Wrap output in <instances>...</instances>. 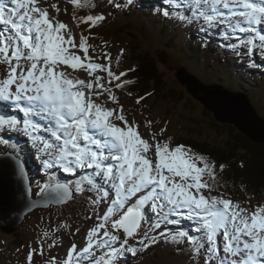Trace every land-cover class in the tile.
<instances>
[{"label":"snow or ice","instance_id":"6c2138e0","mask_svg":"<svg viewBox=\"0 0 264 264\" xmlns=\"http://www.w3.org/2000/svg\"><path fill=\"white\" fill-rule=\"evenodd\" d=\"M68 2L70 22L59 18V3L0 0V175L10 170L11 210L31 212L39 201L61 205L89 193L85 219L93 220L82 244L65 246L57 236L69 224L43 230L25 264L46 250L44 264H128L129 255L162 242L189 254V264H264V203L243 206L221 190L213 159L165 138L167 127L156 131L153 120L130 114L117 90L135 83L129 73L136 69L114 71L124 49L114 60L107 41L90 42L91 29L111 13L81 14L97 7L93 0ZM107 3L123 11L136 0ZM157 14L195 25L205 47L219 37L218 47L264 69L256 59L264 58V0H161ZM80 25L88 34L76 32ZM13 136L34 150L40 179L30 175ZM218 167L223 173L225 165ZM57 248H65L63 256L52 254Z\"/></svg>","mask_w":264,"mask_h":264},{"label":"rangeland","instance_id":"374dc122","mask_svg":"<svg viewBox=\"0 0 264 264\" xmlns=\"http://www.w3.org/2000/svg\"><path fill=\"white\" fill-rule=\"evenodd\" d=\"M103 1L93 0L97 7L89 10L94 13L104 11L105 13L111 14L107 16L106 21L102 25L91 29V35L94 36L95 39L90 42L103 47L104 41H107V48L104 50L111 51L114 60L120 50L124 49L123 57L119 62V67L117 68L114 66V71L138 67V64L134 63L131 59L133 47L138 46L142 49V52L147 51L148 54L159 59L158 61L161 63L163 74L169 81L168 87L173 88L174 91L178 90V85L183 88V85L181 86L176 80L175 74H178V71L181 69H183L186 74L187 70L190 74L198 75L204 86L209 87L206 92L208 96L214 95L217 100L224 99V101H229V96L241 95L243 93L244 96H248V98L246 96L245 97L248 99L250 105L255 109L256 113L260 117L264 118V83L262 86H259L257 84H261L262 82L251 78L253 75L264 78V69L250 68L248 66V57L238 58L230 50L223 49V51H216L215 53L205 51L203 53L204 59L202 61H199V51L197 52L196 57L191 54V58H189V49L193 48L191 46L193 44L188 43V41L195 40L193 35L200 37L203 36V34L197 31L195 25L191 27H181L173 20L160 17L159 14H157L158 16L145 14V11L149 12L151 10L147 7L149 2L150 7L160 8L161 0H137L134 7L123 11L115 9L112 5L107 3V0ZM47 3H59L61 6V14L59 18L65 22L71 21V6L68 0H47ZM65 7L68 10L67 13L63 11ZM53 15H55V13H53ZM81 30L84 29L79 27L76 29V32L79 33ZM100 30H102V32ZM179 30H191L193 33L192 37L188 38L185 35L181 36ZM84 31L85 34H88L87 30ZM214 37L220 40L219 37ZM198 42L200 43V41ZM98 54L99 48L97 49V55ZM256 59L258 62L264 63V58H261L259 53H257ZM229 67L231 68V71L228 70ZM237 68H239V70L236 71L237 73H233L237 70ZM132 73L133 72L129 73V77ZM229 83L234 84V86L231 85V89H235L236 92H241V94L231 92L228 89H225V87L223 88V85ZM236 83H250L255 88L252 89V91L244 90L242 92L235 87ZM249 93L252 94L250 95ZM118 94L120 95L121 103L127 110H129L130 114L135 115L137 120H153L155 122L154 128L156 131H159L161 127H167V131L164 134L165 138L168 136L176 138L180 137V142H185L184 140L190 133L188 132L189 129L194 128V124L191 121L193 118L199 122V130L205 133V136L200 138L201 140H207L203 143H210L211 141H214L216 137H219L216 130L213 129L214 127L208 124L210 119H204L202 117L203 108L200 103L202 102L201 98L195 106V113L189 109L191 105H188L189 107L187 104L177 106L178 101L171 104L170 102L167 103L166 101L158 100L159 104H157L154 96L149 98L147 101V103H150L148 105L149 109L142 112V110H140L138 105L135 103V95L125 96L120 93ZM235 102L238 103L237 101ZM240 102L241 104L248 103L247 100H240ZM144 105L146 106L147 104L145 103ZM227 109L228 107L225 106L224 110L227 111ZM129 118H132L131 115ZM255 124L259 126L258 133L261 134L257 137L261 140V142H264V121L258 118V120L255 121ZM225 139L226 136H220L217 138L220 144L224 143ZM13 140L18 142L20 149H22L21 156L27 163L30 175L40 179L41 166L39 160L34 158V150L31 149L30 145L25 142L24 138L18 139L13 136ZM4 150L5 146H0V153H3ZM2 175L11 181V179H9L10 171L8 169H4ZM33 186H35V184ZM0 192L4 193L5 191L0 188ZM88 195L89 193H85L84 196H81V198L84 199L82 200L84 204H87L86 197ZM255 195L257 201L259 200L261 203H264V189H261L259 194L255 192ZM257 201L251 204L256 205ZM43 204L44 206H41ZM39 205L40 206L37 207L35 211H32L27 216L26 220L17 232L22 235V242L20 245L16 242L19 241L16 240V234L7 235L2 233L0 230V264H25L28 246H35L37 238L43 230L55 229L58 224L66 223L70 225V228L61 229L57 234L59 238L63 239L65 246L71 242H77L79 244L83 243L85 235L84 230L93 224V220L79 219L76 214L73 215L71 213L70 210H72V208H68V206L54 207L52 204L45 205L44 201H39ZM243 206L247 207L248 204H243ZM6 212L7 211H2L1 216H3ZM81 212V215L85 216L90 214L88 208L83 209ZM2 220V217H0V221ZM5 228L8 227L5 226ZM77 228L81 229L79 233L76 232ZM71 236L73 238L72 240L69 239ZM171 246L173 245H165L162 242L161 245H154L142 254L138 253L136 257L129 255L127 257L128 264H137V261L139 260L138 264H184L189 255L182 252L175 253ZM161 248H165V250H162ZM64 252L65 248H57L53 250L52 254H59L60 256H63ZM47 256V250L45 251L44 257L36 256L35 264H44V260Z\"/></svg>","mask_w":264,"mask_h":264},{"label":"trees","instance_id":"16d2710c","mask_svg":"<svg viewBox=\"0 0 264 264\" xmlns=\"http://www.w3.org/2000/svg\"><path fill=\"white\" fill-rule=\"evenodd\" d=\"M100 31L102 32V30ZM132 53H138L136 48ZM133 60L138 64L139 68L134 75H131V79L135 77L137 80L134 84L130 85V88L131 90H138V96H146L150 92L152 95L149 97L154 96L155 101H166L171 104L178 101V105H191L188 107L195 113L196 105L192 103L183 90L174 91L173 88L167 86L165 83L166 77L155 61L150 58L148 59L143 54L135 56ZM228 70L231 71V68L229 67ZM229 84L234 85L233 83ZM257 85L262 86L263 83ZM235 87L243 91H252L255 88L250 83H236ZM124 94L127 95L126 93ZM249 94L251 95L252 93ZM144 100H142L141 104L145 102ZM202 117L210 119L208 124L214 127L213 129L216 130L219 137L226 136L224 143H219L217 140L219 137L215 138V142L203 143L207 140H201L200 138L205 136V133L199 130V122L194 120V118L191 120L194 128L189 129L188 132L190 133L186 138L187 140L185 139V142H180L179 137L174 142L185 143L196 151L208 155L216 162L217 173L222 177L221 184L226 185V188H221L222 191H227L231 194L236 192L238 195L246 194L242 197H248V199L255 198V192L259 193L261 189H264V143H255L246 136L236 132L232 127L216 124L206 112H203ZM221 163L225 165L223 173H220L218 167ZM242 185H246V189ZM232 196L236 198L234 195Z\"/></svg>","mask_w":264,"mask_h":264},{"label":"water","instance_id":"95a60500","mask_svg":"<svg viewBox=\"0 0 264 264\" xmlns=\"http://www.w3.org/2000/svg\"><path fill=\"white\" fill-rule=\"evenodd\" d=\"M177 80L186 88L187 92L191 94L195 100L198 101L200 98L202 99V102L200 103L206 109L212 111L217 121L233 125L238 130V132L255 143H263L257 137L260 135L258 133L259 126L255 124V121L258 120V116L244 95L241 94L229 96V101H224V99L217 100L216 96H208L206 94L209 87L201 84L195 77L185 74L183 69L178 71ZM239 97L240 100H247L249 104H241ZM225 106L228 107L227 111L224 110ZM0 158H3V155H1ZM4 169L8 168L5 167ZM6 183H11L13 185V183L9 182V180L4 175L0 176L1 189L6 188ZM12 189L14 190V188ZM12 189H9V191H6L5 193H0V209L7 211L3 220L10 226V230L7 231L9 233L14 231L17 228L19 222L29 213L28 211L11 210V201L13 195L11 193Z\"/></svg>","mask_w":264,"mask_h":264},{"label":"bare ground","instance_id":"6f19581e","mask_svg":"<svg viewBox=\"0 0 264 264\" xmlns=\"http://www.w3.org/2000/svg\"><path fill=\"white\" fill-rule=\"evenodd\" d=\"M148 7V6H147ZM140 8V7H139ZM141 13H143V12H141ZM162 32V31H161ZM191 46H193V48H194V50H196V45L195 44H193V45H191ZM238 77H239V75H238ZM241 77V76H240ZM242 78V77H241ZM243 80H244V78H243ZM247 81V80H246ZM251 88V87H250ZM125 95V94H124ZM125 96H127V95H125ZM131 99H134V98H131ZM143 105H144V103H143ZM263 133V132H262ZM261 135V134H260ZM15 138H18V139H23L24 137H22V136H15ZM32 165H34V164H32ZM67 178V177H66ZM13 190V189H12ZM11 190V193L13 194V191ZM54 207L56 206L55 204H52ZM41 206H44V204L43 205H41ZM175 247L176 246H171V248L175 251V253H177V251L175 250ZM162 250H165V248H161ZM186 255H189V254H187V253H185Z\"/></svg>","mask_w":264,"mask_h":264}]
</instances>
